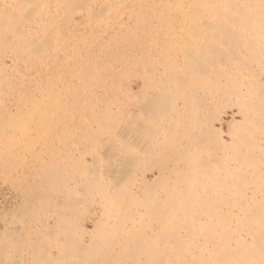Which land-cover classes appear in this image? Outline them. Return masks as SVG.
Masks as SVG:
<instances>
[{"label": "bare ground", "instance_id": "obj_1", "mask_svg": "<svg viewBox=\"0 0 264 264\" xmlns=\"http://www.w3.org/2000/svg\"><path fill=\"white\" fill-rule=\"evenodd\" d=\"M174 1H176V0H174ZM178 1H180V0H178ZM182 1H184V0H182ZM187 1H186V4L188 5L189 3ZM193 1L195 2L196 0H193ZM198 1L199 0H197V2H195V3L198 5L197 10L199 12L195 9L196 6L193 4L194 3L193 2L191 4V6L193 5V9L195 11H197L196 12L197 14L195 13V16H193V15L187 16L189 14L188 13L189 8H188V11H187L188 14L185 13L186 16L180 17V19H182L180 24L183 25V27H182L183 30L180 29V31L182 30V34L179 32V30H176L181 35L180 43L182 44V45H180V43H179V45L182 47L180 49L178 48L179 50H177V51H179V52H177V53H179V54H177L178 58H179V64H180V67H182L185 65V63H184L185 61L188 62L190 60V62H188V64L191 63V65H188V66L192 67L193 73L192 72H189V73L187 72V73L188 74L191 73L194 75H195V73H197L200 76H202L204 74H208L207 76H212V74L214 73V70L212 73V71L210 69H212L211 66L212 67L214 66L215 76L217 78H216L215 83L213 81L211 82V85H213L212 83H214V85H215L216 82L221 85L222 84L221 81H223V79H224V82H225V79L227 81V83L225 82L227 84L226 85L227 90H224V89L221 90V88L219 87L220 85L218 84L219 85L218 91H220V92L222 91L221 95H223L222 93L224 91V98H220L221 100L225 99V97L227 99H228V97L230 98V95H233L234 93L238 94V95L235 94L236 96H240L239 92H240L241 88H243V89L245 88L246 92L249 93V96H250L249 99L246 98V96H245V98L248 100V103H246L244 105L240 104L241 106H245L244 108H242L239 104L235 103L234 101L236 100V98L234 99L232 96L231 97L233 98L234 101L231 99L229 101L227 99L224 100L225 102H226V100L228 101V103L226 102L227 103L226 107H227V110L229 109L231 111L230 118L226 123L227 137L230 139L231 142L234 141V139L238 140V141L235 140L236 143L234 141V143H231V144L228 143L226 145L227 146L231 145L230 146L231 148H236V149L233 150L231 153H227L229 150V147H228V149H227V147H223L221 149L222 152L221 151H220V153L218 152L220 154V156H218L219 155L218 153H212V151L209 150L210 146L208 147V144L206 143L208 141V138H207L208 134L205 131V129H206V127H204L205 124L203 125V123H204L203 116L204 117H208V116H205L204 114L202 115V113L204 111L201 112V110L204 109V107L200 104V102H199V104H200L199 108L193 106V104H192L193 100L190 101L191 95L185 94V90L183 88V85H185L186 83H184V82H183L184 84L181 87L183 88V92H184V93H182V97H183V99H185L186 103L184 102V105H182V104L181 105L184 107L188 106L187 108H189V109L191 108L192 110L191 111L188 110L187 113L184 112L183 120L181 118L180 119L181 123L180 122H179L180 124L178 123V116L177 115L179 114V112L182 109L180 111L178 110V113L176 112L177 107L175 106V103H177V102H175L176 100L174 101V99H175L176 93L178 94V88H180V86L178 87V85H181V82H179V79L177 78L178 77L177 72H175L172 69H170V70L167 69L169 71L167 72L168 74H166V77L164 74H163V76L161 75L163 78L165 77V79H162L161 77H156L157 79H156L155 87L156 88L158 87L157 88L158 90H156V92L158 93V96L156 98L158 101V102L156 101L157 106H155L153 104L154 106L150 105L148 108V105H147V108H144V111L147 114V116H148V114H150V116H148V118L151 117V120L147 118L149 120V122L147 120H146V122H148L149 124H150V122H152V124L157 127V128L154 127L153 128L154 130H161L162 132L159 131L160 132L159 135L161 133H164L163 136L166 135L165 136L166 140L164 142L159 141L160 143H158L157 139H156V142L154 140L155 136L156 137L158 136L157 132L156 131L154 132V130L151 129V130H153V133H156V135L154 134L155 136H153L151 131L148 130V132L150 131V135H151L150 139L153 140L155 143L153 142V144H151V145H148L147 143H145V144H146V146L148 145V147H150V149L148 150V153L151 154V156H150L151 158L149 157L150 158L149 166H151L150 163H152V164L158 163V166L156 168H152V170H154L156 172V175L152 176L151 178H149L147 180L140 173L139 175H141L140 176L141 179H140V183H138V181L135 179V176L133 175V173H131V170H129V167H127V163H129L128 164L129 166L132 165V167L134 166V168L136 169L138 167L137 165H138L139 160L136 161V160L132 159L131 161L128 160L126 162L125 159L127 158L128 155H125V154H127V153L124 154V158L126 157L124 159L125 161L123 160L120 162L119 159H116L117 161H119L121 163V165L122 164L124 165V163L126 162L125 165L123 166L124 168H126V171L124 168L123 169L117 168V165L116 166L112 165L113 168H109L110 170L111 169L113 170V173H116V172L118 174L120 173V175H118V176H117V173L115 174L117 179H118L115 182H113V181L110 182V180H109V182H107V181L105 182L104 181L105 179L103 177L106 174L103 175L102 173H99L101 171H99V172L98 171L97 172L87 171V169L84 168V165L86 163L85 164L81 163L82 159L78 160V158H77L76 160H74L76 158L74 156V154H75L74 151L72 152V151L68 150V153L66 152L67 154H65V157L67 156V159H62V163H64L65 167H66V165H67V167H69L70 165L74 166L77 163L83 164L81 166L82 167L81 170H83L85 172L84 174L82 173L83 171H81L80 173L78 172L80 175L79 174L76 175L72 172L68 173L67 172L68 170H66V168H64V167L62 168V165L60 166L62 169L58 168L56 165V166H54V168L52 167V170L47 169L48 170L47 172L44 171L42 173L40 170V169H42L41 165L44 164V162H46V161H44V162L42 161L41 165H40V169H39V171L42 174L40 175V184H38L40 187L39 189H41V192L38 195L45 198V202L47 203V205H46L47 209H49V211L51 212L50 214H52V217L50 216V219L51 218L53 219V223H48V222L47 223H43V222L40 223L42 229L39 230L38 232H37V229L40 228V225H37V226H39L37 229L33 226L36 230L34 231L31 229L32 232L28 231L29 236L26 233L27 232V229H26L25 233L28 237L31 238V236H33L34 232H35L36 233L35 234L36 239H38V240H35V241L32 240L33 241L32 243H31L30 238H29L28 243L26 241L28 239H25L22 241L24 244H21V245H24L23 247H24L25 251L27 252V254H25V256H22V254L19 255L20 252L17 254V251H19V249L17 250V247L15 245L13 247L10 246L11 244H15L18 241H20L21 240L20 235L24 233V232L23 233L19 232V233H21V234H19V233H17L18 230H17V232L14 231L12 236H14V238H15V236L17 234H19V236H16L19 239L15 238L17 240L16 241L15 239H12V237H11V239L9 238L10 240L5 241V244H6L5 249L6 250L4 251V249H3L4 246L2 248H0V264H264V72L262 73L260 70V72H261V74H260L256 71L257 65L259 66L261 64L259 62H263L262 60H264V0H222V1L221 0L220 1L209 0V2L207 3L208 4L207 7L213 6L211 8L208 7L210 9H208L207 7L204 6L206 0H205V2H202V3L201 2L198 3ZM211 1L212 2L214 1V3H213L214 5L210 4V3H212ZM47 2H50V3L53 2L54 6L52 8L53 9L52 12L54 14L50 13L49 10L51 8L48 10V6H50L51 4L47 3ZM85 2H86V0H0V113L2 110L7 109L9 103L11 102L10 101L11 96H13L15 98V103L13 106L15 108V111L17 112V114L15 113V118H13L15 123L19 124L22 122V124L30 125V126L31 125H34V126L39 125L40 126L43 124L40 117H35L32 114L35 110H37L39 108L40 96H41V98H43L45 90H46V85L43 82H47L48 77L42 76V68L39 69V67L44 66V65L39 63V61L43 60L44 58L37 56V55H33V54L37 50L39 43L42 42L44 44H47L49 39H48V41H47V39L45 40L44 38L39 36L38 33L40 35H42L47 26L48 27L46 29L49 28L48 30H50L51 25H49V23L51 22V20H54V22H55L56 19H59L58 15L61 16L60 14H63V13L70 14L73 12L80 13L79 11L85 10V7L89 3L87 1L88 3L86 4V6H84ZM190 2H192V0H190ZM45 3H47V4H45ZM138 3H139V1H138ZM150 3H151V1H150ZM159 3L157 2L156 6ZM169 3H170V1H169ZM169 3H167V4H169ZM175 3H177V2H175ZM180 3L182 4L181 1L178 4H180ZM200 3L201 4L204 3V4L200 5ZM42 4H45V5H42ZM165 4H164V8H165L164 11L167 12L166 7L168 5L166 4L167 6L165 7ZM172 4H174V3H172ZM46 5H47V7H46L47 9L44 7ZM146 6H147V3H146ZM202 6H204V8H206V9H204ZM153 7H151V8H153ZM176 8H177V6H176ZM161 9H162V7L160 8V12H161ZM185 9H187V8L185 7ZM191 9H192V7H191ZM200 10H202V11H200ZM156 11H158V10H156ZM84 12H87V11H84ZM153 13H154V11H153ZM193 13L194 12H191V14H193ZM198 13H200V16L196 17L197 15H199ZM201 13L202 14L206 13L207 15H202ZM178 14L179 13H177L176 15H178ZM62 16H64L65 18L66 17L70 18V16H68L67 14L62 15ZM64 17L63 18L60 17V20H58L59 24H61V28L65 25L64 23L68 20V18L65 20ZM78 17H80V16H78ZM160 17L161 18L163 17V13H162V16H160ZM160 17H159V19H161ZM166 18H169V15L164 17L163 20ZM61 19H64V22ZM70 19H72V16ZM151 19H148V20H151ZM180 19H179V21H180ZM192 19H194L193 22H195V19L197 21L199 20L198 25H196V23H193ZM145 20H147V19H145ZM60 21H62V22H60ZM146 23H147V21H146ZM192 24H194V25L192 26ZM181 25H180V28H181ZM56 26L58 27V25H55V28L57 29ZM175 27H177V26H175ZM158 29H159V27H158ZM169 29H170V27H169ZM169 29H167V30L169 31ZM171 29H170V32H171ZM58 30H59V28H58ZM58 30L56 32H61ZM160 33H162V35L164 34V32H162V31L159 32V34ZM167 33H169V32H167ZM35 35H37L38 38ZM55 35L57 36L58 34H55ZM55 35L54 36L52 35V36L57 38ZM164 35H167V34L165 33ZM34 36L38 39L37 41H34L35 40ZM43 36H44V34H43ZM194 36H197V37H194ZM33 37H34V40L32 39ZM165 37H167V36H165ZM175 37H176V34H175L174 38ZM45 38H47L46 35H45ZM65 38H63V39H65ZM57 39H59V38H57ZM30 40H31V45H30ZM155 41H156V39H155ZM28 42H29V45H28ZM36 42H38V44H36ZM178 42H179V39H178ZM32 43L34 45L36 44V47ZM58 43H59V41H58ZM53 44H54V41H53ZM55 44H56V42H55ZM176 44H178V43H176ZM189 44H190V46H189ZM32 45H33V47H31ZM155 45H157V44H155ZM150 47H151V44H150ZM189 47H192V48L190 49ZM155 48H157V47H155ZM169 48H170V46L167 49H169ZM187 48H189V49H187ZM195 49H197L199 52H201V55L198 54L199 52H197L198 55L197 54L195 55V53H196V51H194ZM151 50H152L151 52L155 51V50L153 51V49H151ZM158 50L159 51L156 50V53L154 52V54H157L159 52V55L157 54L158 57L151 59V60H154V62L156 61V63L145 64L147 66V68H148V66H150V67L151 66H166L167 68H171L172 64L168 63V62L172 61V60L170 61L168 59L169 55L167 56V59L169 60L168 61L165 59L166 56L164 57V55L162 54L163 53L162 51L164 50V48L162 49L160 47V49H158ZM172 51H174V50L172 49L171 52ZM189 51H191V52L189 53ZM192 51H194V55H191L193 53ZM134 54H136V53H134ZM154 54H153V57H154ZM169 54H171V53H169ZM172 54H173V52H172ZM148 55H146V56H148ZM188 58H189V60L187 61ZM140 59H142V58H140ZM115 60H120L121 63H122V61H125V60H127V62L130 61L129 58L128 59L127 58H121V59L112 58V59H110V61H115ZM165 61H167L168 64H166ZM174 61H176V59H173L172 62H174ZM212 61H213V63H212ZM113 63H115V62H113ZM135 64L136 63H134V65ZM119 65L121 67L122 66L123 67L131 66L130 64H127V63H123V64H119ZM134 65L132 64V66H134ZM139 65L140 64H138V66ZM141 65H142V63H141ZM145 65L143 67H145ZM112 66H114V64H112ZM185 66L187 68V63ZM263 66H264V63H263ZM88 67H93V70L96 73L90 71L87 74ZM97 67H98V65H89V66H84L83 68L77 69V71H79V73H78L77 77L74 79V82H77V84L75 85V83H74V85H73V78L70 82H71V87L73 86L74 89H76V99H82V97H81L82 95H80V92H81V94H83L84 97L87 99V103H88V104H86L84 102L85 98H83L84 101H81V102H84V104H86V105H83V106H85L83 111H82L83 114L81 116L77 117V121L82 123V124H85L84 118L88 119L89 121L92 120V121H94L95 125H97V126H98V124H100V126L102 124V127H98V128H104L102 130L106 131V130L110 129L108 126L111 124V122L113 123L112 120H109V116L115 114V112L113 114H111V111H110L111 107H109V106H105L103 108L104 111L101 112L102 110L100 109V107L98 105L99 103L97 104V101L99 102L98 98L101 95V93L107 91L103 87L104 85L101 86V90H100V86H98L96 84L97 83V73H99V68H97ZM132 68H134V67H132ZM152 68L154 70V67H152ZM152 68H150V71ZM138 69H140V68H138ZM159 69H160V67H159ZM208 69L210 70V72L212 74L208 72ZM258 69H260V68H258ZM263 69H264V67H263ZM122 70L124 71L125 69H122ZM122 70L120 72H122ZM134 71L138 72L137 68ZM141 71H144V70H141ZM161 71H163V70H161ZM125 72H126V70H125ZM128 72H130V69L129 70L127 69V72L125 74H127ZM148 72H149V70H148ZM156 72H157V70H156ZM115 73H116V71L114 73H110L109 76L110 75L112 76ZM117 73L115 75H118ZM158 73H156V74H158ZM162 73H164V72H162ZM129 74L130 73H128L127 75L129 76ZM141 74H142V72H141ZM178 74H180V73H178ZM181 74L183 75L184 73H181ZM181 74L179 75V77L181 76ZM191 74H190V76H194ZM121 75L124 76L123 73ZM144 75H146L145 72H144ZM154 75L152 74V76H154ZM158 75L160 76V74H158ZM128 76H127V78L129 79ZM138 76L139 77L141 76L140 78H142V75L139 74ZM138 76L136 78H139ZM183 76H185V75H183ZM183 76H181V78ZM186 76H185V78H186ZM190 76H188L189 79H190ZM144 77H146V76H144ZM144 77H143V80L145 81L146 78L144 79ZM150 77H151V75H150ZM140 78H139V80H141V82H142V79H140ZM204 78H205V76H204ZM110 79H111V77H110ZM114 79H117V78H114ZM118 79H120V77ZM125 79L126 78H124V80ZM131 79H135V76ZM154 79L152 78L150 80L151 81L153 80V83H154ZM194 79H196V77ZM40 80L43 81V82L41 81L42 84H41ZM121 80H122V78H121ZM146 80H149V79H146ZM150 80L147 81L146 83H148V82L151 83ZM195 81H197V80H195ZM112 82L109 81V83H112ZM157 82L159 84L158 86H157ZM199 82H203V80L199 81ZM205 82H203V83H205ZM191 83L194 84V82H190V84ZM206 83L208 84V82H206ZM95 84H96V86H95ZM112 84L114 85V83H112ZM196 84H197V82H196ZM127 85H128V83H127ZM141 85H144V83H142ZM106 86H107V84H106ZM108 86H109V84H108ZM145 86H147V85H145ZM150 86H152V84H150ZM202 86H203V84H202ZM202 86H201V88H202ZM209 86H210V84L208 85V88H209ZM205 87H204V89H205ZM214 87H216L218 89L217 86H214ZM111 88H113V86H111ZM114 88L112 91L115 92L116 89L114 90ZM189 89H188V91H189ZM152 90H154V89L152 88ZM211 90H213V88ZM245 90H243V92H245ZM41 91H42V93H41ZM127 91H129V90L127 89ZM206 91L209 92L208 90H206ZM206 91H205V93H206ZM214 91H216L215 88H214ZM193 92H195V91H193ZM193 92H191V93L193 94ZM212 92L210 91V94H212ZM225 92H227V95H225L226 94ZM58 93H60V91ZM119 93H120V91H119ZM125 93H126V91H125ZM248 93H247V96H248ZM143 94H145V93H142V96H143ZM214 94H215V92H213V94L211 96L213 97ZM86 95H87V97H86ZM102 95L104 96V93ZM118 95H120V94H118ZM123 95L124 94H122L121 96H123ZM194 95H195V93H194ZM206 95H208V94H206ZM206 95H204V96H206ZM124 96H125V100H126V95H124ZM186 96H188V97H186ZM204 96H202V102L201 103H203V99H204L203 97ZM211 96L210 97L207 96L206 99L210 98V100H212ZM217 96H218V94H217ZM241 96H242V98L241 97L240 98L243 99L244 96L243 95H241ZM143 97L144 98L141 97L142 101H143V99L145 100L146 95ZM179 97H180V93L178 94V99H179ZM109 100L110 99H108V103H110ZM216 100H217V98H216ZM237 100H238V102L242 101V100H239V97L237 98ZM237 100H236V102H237ZM118 101H119L118 102V104H119L120 100H118ZM181 101H182V99H181ZM196 102H197V100H196ZM111 103H110V106H111ZM140 103L142 104V106H140L141 104H139V103H138L139 104L138 106L142 107L141 110H143V107L146 106V105L145 106H143V105L147 104V103H144V101L140 102ZM148 103L150 104V102H148ZM179 103H177V104H179ZM77 104H78V102H77ZM124 105H122V106H124ZM119 106L120 105H118V107ZM74 107H75V105H74ZM124 107L127 108L126 106H124ZM194 108L197 110L199 109L198 112H197V110L194 111ZM114 109H116V108H114ZM222 109H224V107ZM73 110H71L72 113H73ZM139 110H140V108H139ZM71 111H70V113L68 112V115L71 114ZM125 111H127V109L124 110L123 112H125ZM186 111H187V109H186ZM207 112H205V113H207ZM63 113L65 115V112H63ZM26 114H28V116H25ZM76 114L77 113H75V115ZM182 114H183V111H182ZM73 115H74V113H73ZM117 115H118V113H117ZM121 115H119V117H121ZM151 115H153V116H151ZM0 116H1V114H0ZM82 116H84V117H82ZM85 116H87V117H85ZM98 116H100V117H98ZM126 116H127V114H126ZM69 117H70V115H69ZM72 117L73 116H71V118ZM127 117L129 118L130 115H128ZM62 118H63V122H64V119L66 120V118H64V116ZM101 118H103V119H101ZM115 118H116V116H115ZM74 119L76 120V118H74ZM112 119H114V118H112ZM129 119L132 120L133 117H130ZM135 119L136 118H134V120ZM139 120H140V118H139ZM92 121H90V124L92 123L91 125L94 127ZM114 121H115V119H114ZM116 121H117V119H116ZM191 121H193L192 124H190ZM194 121L195 122L197 121V123L194 124ZM63 122L61 120V123H63ZM68 122L71 124L70 121H68ZM122 122H120V123H122ZM132 122H134V121H132ZM140 122H142V121H140ZM72 123H73V121H72ZM117 123H119V121ZM124 124H125V121H124ZM137 124L138 123H136L135 126ZM141 124H143V123H141ZM152 124H151V128H152ZM220 124H221V122H220ZM244 124L248 125L247 127L244 128L245 132L242 131L243 130L242 125H244ZM0 125H1V119H0ZM65 125L66 124H64L63 126H65ZM76 125L78 127V124H76ZM249 125H251L252 127ZM85 126H87V124ZM128 126H129V124H128ZM132 126H133V128L130 127V129H132V131H133V129H135V131H136V129H138L137 127L135 128L133 123H132ZM138 126H140V125L138 124ZM255 126H256V128H255ZM74 127H76V126H74ZM111 127H113V126H111ZM65 128L67 130L73 129V128L68 127V126ZM96 128L93 131V134L98 129V128L97 129ZM115 128H116V126H115ZM121 128H122V126H121ZM139 128L141 129L143 127L141 126ZM178 128L180 130L182 129L183 132H186L189 134L187 142H188L190 148L189 147L188 148L190 150L191 147H194L195 150L194 151H189V150L188 151H184V150L177 151V150H174V151H171L169 154L167 153L168 157L165 161H164L163 156H162V159H160V158L155 159L154 156H158L157 152H159L155 148H157V147L158 148H165L166 147L167 149L172 148V146L174 145V143H173L174 138L171 135V132H174V134H176V131ZM77 129L88 131V130H92L93 128L92 129L91 128L90 129L77 128ZM110 130H112V129H110ZM128 130H129V127H128ZM128 130L126 129L127 133L130 132V130L129 131ZM143 130H145V132L143 131V133H144L143 136H145L146 129L144 128ZM141 131H142V129H141ZM182 131H181V133H179V135L184 134V133H182ZM240 132H242V134H239ZM132 133L136 134V132H132ZM93 134H92V131H91V134H89V136L91 137L92 140L94 139L93 137L96 138L98 136V138H100L102 136V135H94L93 136ZM211 135H213V134H211ZM110 136H114V134H112ZM148 136H149V133H148ZM148 136L146 134L145 138H147ZM102 137H104V135ZM108 137L109 136H107V138ZM152 137H154V138H152ZM158 137L160 138L161 136H158ZM70 138H71V136H70ZM111 138L109 137V139H111ZM114 138H113V140H110L111 142L113 141V143L115 142ZM145 138H144V142L146 141ZM161 138H160V140H161ZM209 138H210V136H209ZM147 139H149V138H147ZM178 139L180 140V138H178ZM215 139H217V137ZM92 140H90L91 143H92ZM97 140L98 139H96V142H99ZM179 140L177 142L175 141L176 144L180 143L181 140L180 141ZM184 140H186V139H184ZM248 140H250V141H248ZM117 141H119V140H116V142ZM94 142H95V139L93 140V144L94 145L97 144V146H98V143H94ZM151 142L152 141H150V143ZM209 142H211V143L213 142V144H214L215 140L213 141V139H210ZM237 142H239V143H237ZM148 143H149V141H148ZM181 143H182V141H181ZM183 143H186V141ZM111 144H109V146ZM123 144H124V142H123ZM145 144H141V145L145 146ZM114 145H116V144H114ZM114 145H111V146L114 147ZM120 145H121L120 143H119V145L117 144V146H120ZM180 145H182V144H180ZM224 145H225V143H224ZM143 146H141V147H143ZM213 146L211 144V147H213ZM123 147L127 148L126 145H124V146L121 145V149H123V150H124ZM242 147H244V148H242ZM94 148L95 147H93L92 149H94ZM112 148H110V149H112ZM134 148H137V147H134ZM213 148L215 149L216 147H213ZM225 148L227 151L225 150ZM92 149H91V151H93V152H95L97 150V149H95V151H94ZM98 149H99V147H98ZM101 149L106 151L104 148L101 147L100 152H101ZM118 149H120V147H118ZM184 149H186V148H184ZM243 149H245V151ZM86 150H87V152L90 151V150L88 151V149H86ZM103 150H102V154L100 153L101 155H104ZM113 150L114 149H112L109 152L113 153ZM135 150H138V152H140L141 149L140 150L134 149V151ZM126 151H127V149H126ZM230 151H231V149H230ZM75 152L77 154V151H75ZM119 152H122V151H119ZM119 152H118V154L123 156V154H121ZM138 152L137 153L135 152V153L138 154ZM166 152H167V150H166ZM104 153H108V152H104ZM145 153H147V151ZM79 154H81V153H78V155ZM92 154H97V152L92 153ZM98 155H94L92 157L93 158L96 156L98 157ZM109 155H111V154H109ZM119 155H117V157ZM144 155H143V157H144ZM212 155H215L217 157V158H215V156H214V159H216V160L211 159ZM226 155L227 156L231 155L232 160L226 159V157H227ZM83 156H88V154H86V152H85V155H83ZM89 156H90V153H89ZM112 156H115V152H114V155L112 154ZM136 156H137V158L139 156L140 160L142 159L141 158L142 155L138 154ZM205 156H206V158H205ZM224 156H226L225 157L226 160L223 159ZM72 157H74V159H72ZM104 157H106V154H105V156H103V159H105L104 161H106V158L108 159V156L106 158H104ZM145 157H146V155H145ZM60 158H59V160H60ZM63 158H64V156H63ZM100 158H102V157H100ZM149 158H148V160H149ZM96 159H93V160H96ZM143 160H144V158H143ZM100 161H102V160H100ZM107 161L110 162L109 160H107ZM234 161L238 163L237 167L233 165ZM50 162H52V160L49 161L48 168H50V165H51ZM108 162H107V164H109ZM57 163H59V162H57ZM94 163H95V161L93 162V164ZM141 163H142V161H141ZM96 164L94 166H97L100 163H98L97 165ZM179 164H181V166ZM146 165H148V164L146 163ZM215 165L219 166V168ZM119 166H120V164H118V167ZM78 167H79V165H78ZM103 167H104V165L102 166V168ZM114 167L116 170L118 169L116 172L114 171L115 170ZM91 168L94 169L97 167L91 166ZM91 168H90V171H91ZM100 168L101 167H99L97 170H99ZM213 168L218 169V171H216L217 173L214 171ZM74 169L76 170L75 167H74ZM109 169L107 168V170H109ZM120 169L123 171H121ZM119 170H120V172H119ZM150 170L151 169L148 167L147 171H150ZM42 171H43V169H42ZM102 171L104 172V168ZM122 172H124V173H122ZM135 172H137V171H135ZM81 173H82V175H81ZM111 173L112 172H110V174ZM110 174H108V175H110ZM112 174L110 175L111 177H112ZM136 175H138V174H136ZM116 177H112V180H116V179H114ZM37 178H39V174H38ZM107 178H109V176ZM136 181H137V184H135ZM141 187H142V189H141ZM137 191L141 192V194H138ZM200 191H202L201 194L204 193V196H202V197L199 196ZM36 193H38V192H36ZM142 194H143V196H141ZM34 195H35V193L33 194V196ZM31 196H32V193H31ZM40 196H37V197L39 198ZM37 197H36V199H37ZM43 201H44V199H43ZM30 203H31V201H30ZM26 204H27V202H26ZM81 204L93 205V206H95V208H96V206H99V208L101 210V215L98 216L99 217L98 220H96L94 222V220L92 221V218H90L87 221L88 223H91L92 229L90 231H87V230L81 228L80 224L77 223V221H79L80 217H77L76 215H78L77 212L80 209V208L78 209V207L81 206ZM33 207L34 206H32V208ZM35 208H36V206H35ZM35 208H33V209H35ZM41 208H42V206H41ZM89 208H91V207H89ZM43 209H39V211L43 210ZM45 209H46V207H45ZM81 209L83 210V208H81ZM86 209H87V207H86ZM36 210H38V209H36ZM82 212L80 214H82ZM86 212L87 211H84L83 213L87 214ZM45 213H46V210H45ZM15 214H16V212H15ZM47 214H48V210H47ZM30 215H31V212H30ZM21 216H23V215H21ZM25 216H26V214H25ZM25 216H24V218H26V217L29 218V216H26V217ZM31 216H30V218L34 219V217H33L34 214L32 216L33 218ZM82 216H81V218H82ZM86 216L88 217L89 215H86ZM13 217H14V215H13ZM13 217H12V219L15 218V217L14 218ZM44 217H45V215H44ZM45 218H47V217H45ZM41 219H42V217H41ZM50 219L48 218L49 221H50ZM15 220H17V219H15ZM42 220H40V222ZM144 220H145V222L148 220L150 221V223L146 222L149 224V226L147 229L143 228V229H141V231H139L138 230L139 227H141L143 225L145 226V224L143 223ZM30 222H31V220H30ZM36 222H38V221H36ZM23 223H24V220H23ZM36 224H39V223H36ZM51 226L54 229V233L51 232V229H52ZM135 227L138 228L137 230L139 232L138 233L136 232L135 234H133L134 232L130 231L128 228L133 229ZM9 236H11V235H9ZM37 237H39V238H37ZM0 241H2V240H0ZM9 250H11L13 252V255L12 256L10 255L11 257L5 258L3 256V254ZM7 255H9V254L7 253Z\"/></svg>", "mask_w": 264, "mask_h": 264}, {"label": "rangeland", "instance_id": "obj_2", "mask_svg": "<svg viewBox=\"0 0 264 264\" xmlns=\"http://www.w3.org/2000/svg\"><path fill=\"white\" fill-rule=\"evenodd\" d=\"M89 3H88V2ZM113 1V2H112ZM138 1H139V3H138ZM144 1V2H143ZM147 1V2H146ZM86 0V2H85V4H84V6H86V4L88 3V5L85 7V10H83V11H79L80 13H75V12H73V13H70V14H68V13H63V14H60L61 16H59L58 15V18L59 19H56L57 21L58 20H60V17L61 18H63L64 16H62V15H68V16H70V18H71V16H72V19H70L69 17H64L65 18V20L68 18V20L64 23L65 25V27L63 26L62 28H61V24H59V21L57 22L56 20H55V22H54V20H51V22L49 23V25H51L50 26V30H48V29H46L45 28V30H44V32H43V34H44V36H43V34L42 35H40L39 33H38V35L39 36H41L42 38H44L45 40L47 39V41H48V39H49V41L47 42V44H44V43H39V45H38V48H37V50L35 51V53L33 54V55H37V56H40V57H42V58H44L43 60H41V61H39V63L40 64H42V65H44L43 67H39V69H41L42 68V76H47L48 77V80H47V82H43L42 80H40V82L42 81L43 83H45V85H46V90H45V93H44V96H43V98H41V96H40V105H39V108L37 109V110H35L34 112H33V116H35V117H40L41 118V120H42V122H43V124L42 125H37V126H34V125H25V124H22V122L21 123H15L14 122V120H13V118H15V113L17 114V112L15 111V108H14V103H15V98L13 97V96H11V102L9 103V105H8V107H7V109H4V110H2L1 111V116H0V119H1V125H0V240H2V241H0V248H2L3 246H4V251L6 250L5 249V241H7V240H10L11 239V237H12V239H19V238H17L16 236H19V234H21V233H19V232H24L23 234H21L20 235V241H18L17 243H15V244H11L10 246H16L17 247V250L19 249V251H17V254L19 253V255H21L22 254V256H25V254H27V252L25 251V249H24V245H21V244H24L22 241L23 240H25V239H28V240H26L27 241V243L29 242V238L30 237H28L29 236V234H28V231L29 232H32L31 231V229L32 230H36L39 226H37V225H40V223H53V219L51 220L50 219V216L52 217V214H50L51 212L49 211V209H47V203L45 202V198H43L42 196H40V195H38L40 192H41V189H39L40 187H39V185L38 184H40V175L44 172V171H48V170H52V167L54 168V166H56L57 165V167L58 168H61L60 166L62 165V168L64 167V168H66V170H68L67 172L68 173H74V174H76V175H78L81 171H83V170H81L82 169V165L83 164H80V163H77V164H75L74 166H72V165H68L69 167H67V165H66V167L64 166V163H62V159H67V156L65 157V154H67L68 153V150L69 151H74V156L76 157L75 159H74V157H72V159H74V160H76L77 158H78V160H81L82 159V162L81 163H86L85 165H84V168L85 169H87V171H89V172H99V171H101V172H99V173H102L103 175L104 174H106L103 178L105 179L104 181L106 182H109V180H110V182H115V181H117L118 179H117V177H116V171L118 170H116L115 169V167H114V171L116 172V173H113V170L111 169H109V168H113V166L112 165H114V166H116L117 165V168H121V169H123L124 167V165H125V163L129 160V161H131L132 159L133 160H139L138 161V167L135 169L134 168V166L132 167V165L131 166H129L128 164L129 163H127V167H129V170H131V173H133V175L135 176V179L138 181V183H140V179H141V175H139L140 173L142 174V176H144L147 180L149 179V178H151L152 176H155L156 175V172L154 171V170H152V168H156L157 166H158V163L156 164H152V163H150L151 164V166H149V161H150V156H151V154H149L148 153V150L150 149V147H148V145H151V144H153V140H151L150 139V137H151V135H150V131H151V133L153 134V136H155L156 135V133H153V128L154 127H156V126H154L153 124H152V122H150V124L148 123L149 122V120L148 119H150L151 120V117L150 118H148V116H150V114H148V116H147V114L145 113V111H144V108H147V105H148V108H149V106L150 105H155V106H157V96H158V93L156 92V90H158L156 87H155V85H156V77H161L162 79H165V77H166V74H168L167 72L170 70V69H172V70H174L175 72H177V75H178V79H179V82H181V85H178V87L180 86V88H178V94L180 93V97H179V99H178V94L176 93V96H175V99H174V101L175 102H177V103H179V104H177V103H175V106L177 107L176 108V112L178 113V110L180 111L181 109V111L179 112V114L177 115L178 116V123L180 122L181 123V118H182V120H183V115H184V112H188V110L189 111H191L192 109L190 108H187V107H184V106H182V105H184V102H185V99H183V97H182V93H184L183 92V88H184V90H185V94L187 95H191L190 96V101H192V104H193V106H195V107H200V104L204 107V109H202L201 110V112H203L202 113V115L204 114L205 116H208V117H204L203 116V121H204V123H203V125L205 124V126L204 127H206V129H205V131H206V133L208 134V136H207V138H208V141L206 142L207 144H208V147H209V150L210 151H212V153H220V151H221V149L223 148V147H227V149H228V147H229V150H228V152L227 153H231L233 150H235L236 148H231L230 146L231 145H226V144H228V143H234V141L236 140V139H234V141H230V139L227 137V131H226V123H227V121L229 120V118H230V114H231V111L228 109L227 110V107H226V105H227V103H228V101L231 99V100H233V98L235 99L236 98V100H237V98L239 97V100H242V101H239L238 102V100H237V102H236V100L234 101L235 103H237V104H242V105H244V104H246V103H248V100L246 99V98H248L249 99V93L248 92H246V90H245V88L243 89V88H241V90H240V92H239V94H240V96H236V95H238V94H236V93H234L233 95H230V98L228 97V99L225 97V99H227L226 100V102L224 101L225 99H220V98H224V91H223V95H221V92L220 91H218L219 90V87L221 88V90H227V88H226V83H227V81H226V79H225V82H224V79H223V81H221V85L219 84V83H217L216 82V84L214 85V83H215V81H216V76H215V68H214V66L212 67L211 66V68L212 69H210L209 67V69L212 71V73H213V70H214V73L212 74L211 72H210V70L208 69V72L209 73H211L212 74V76H207L208 74H204V75H202V76H200V75H198L197 73H195V75L194 74H191V75H194V76H190V74H188L189 72H192V67L191 66H188V65H191V63L190 64H188V62H190V60H189V58L187 59V61L188 62H184L185 63V65H186V63H187V68H186V66L184 65V66H182V67H180V64H179V58H178V55L177 54H179V53H177V52H179V51H177V50H179L182 46H180V45H182L181 43H180V40H181V35H180V33L182 34V27H183V25H181L180 23H181V21H182V19H180V17L181 16H186L185 15V13L186 14H188L187 16H191V15H193V16H195V13L198 11L197 10V7H198V5L195 3V2H197V0L194 2L193 0H192V2H190V0H184V1H182V0H180L181 2H182V4L180 3V4H178L180 1H178V0H176V1H174V0ZM150 1H151V3H150ZM155 1V2H154ZM169 1H170V3H169ZM174 1V2H173ZM186 1L189 3L188 5L186 4ZM216 1H220V0H216ZM222 1V0H221ZM157 2L159 3L157 6H156V4H157ZM175 2H177V3H175ZM194 2V3H193ZM199 2H205V0H199L198 1V3ZM209 2V0H206V2H205V7H207V3ZM212 2V1H211ZM47 3H50V2H47ZM47 3H45V4H47ZM145 3V4H144ZM146 3H147V6H146ZM167 3H169V4H166ZM172 3H174V4H172ZM185 3V4H184ZM194 4L196 7H195V9L197 10V11H195L194 9H193V5L191 6V4ZM200 3V5H203V4H201ZM214 3V1L212 2V3H210V4H212V5H214L213 4ZM45 4H42V5H45ZM51 5L50 6H48V10L50 11V13L52 14L53 12V6H54V4H53V2L52 3H50ZM164 4H165V7H166V10H167V12L166 11H164ZM209 4V5H210ZM49 5V4H48ZM162 5V6H161ZM182 5V6H181ZM184 5V6H183ZM89 6V7H88ZM154 6V7H153ZM176 6H177V8H176ZM204 6H202L203 8H204ZM45 8L47 7V5L46 6H44ZM151 7H153V8H151ZM156 7V8H155ZM158 7V8H157ZM162 7V9H161V12L163 13V17L161 18L160 16H162V13L160 12V8ZM185 7L187 8V9H185ZM191 7H192V9H191ZM201 7V8H202ZM208 7H213V6H208ZM207 7V8H208ZM90 8V9H89ZM150 8V9H149ZM180 8V9H179ZM188 8H189V11H188ZM200 8V7H199ZM210 8H208V9H210ZM47 9V8H46ZM88 9V10H87ZM175 9V10H174ZM204 9H206V8H204ZM149 12H147V11ZM150 10V11H149ZM154 11V13H153V11ZM156 10H158V11H156ZM180 12H179V11ZM186 10V11H185ZM84 11H87V12H84ZM152 11V12H151ZM185 11V12H184ZM187 11H188V13H187ZM194 12L193 14H191V12ZM200 11H202V10H200ZM158 12V13H157ZM174 14H172V13ZM199 12V11H198ZM177 13H179L178 15H176ZM54 14V13H53ZM157 14V15H156ZM197 14V13H196ZM199 15H197L196 17H198V16H200V13H198ZM202 14V13H201ZM82 15V16H81ZM87 15V16H86ZM155 17H154V16ZM168 16L169 15V18H166V19H164L163 20V18L164 17H166V16ZM180 15V16H179ZM202 15H207L206 13L204 14H202ZM78 16H80V17H78ZM174 16V17H173ZM74 17V18H73ZM147 17V18H146ZM159 17L162 19H159ZM83 20H82V19ZM152 18V19H151ZM154 18V19H153ZM145 19H147V20H145ZM148 19H151V20H148ZM179 19H180V21H179ZM63 22H64V19H61ZM75 20V21H74ZM144 20V21H143ZM161 20V21H160ZM170 20V21H169ZM186 20V19H185ZM62 21H60V22H62ZM146 21H147V23H146ZM153 21V22H152ZM166 21V22H165ZM168 21V22H167ZM188 21V20H187ZM194 21V19H192V22ZM199 21V20H198ZM198 21L195 19V22H193V23H196V25H198ZM56 23V24H55ZM154 23V24H153ZM163 23V24H162ZM165 24V25H164ZM181 25V28H180V25ZM55 25H58V27H57V29L55 28ZM147 25V26H146ZM160 25V26H159ZM167 25V26H166ZM174 25V26H173ZM179 25V26H178ZM194 24H192V26H193ZM164 26V27H163ZM172 26V27H171ZM175 26H177V27H175ZM158 27H159V29H158ZM169 27H170V29H171V32H170V29H169ZM58 28H59V30H58ZM149 28V29H148ZM154 28V29H153ZM164 28V29H163ZM55 29V30H54ZM62 29V30H61ZM152 29V30H151ZM156 29V30H155ZM167 29H169V31L167 30ZM180 29H182L181 31H180ZM55 32H54V31ZM61 31V32H56V31ZM155 30V31H154ZM167 30V31H166ZM175 30V31H174ZM176 30H179V32L178 31H176ZM37 31V30H36ZM164 32V34L166 33L167 35H162V33H160L159 34V32ZM174 31V32H173ZM58 34L57 36L54 34ZM144 34H143V33ZM156 32V33H155ZM167 32H169V33H167ZM173 32V33H172ZM154 33V34H153ZM171 33V34H170ZM49 34V35H48ZM54 36H56L57 38H59V39H57V38H55V37H53L52 35ZM62 36H61V35ZM64 34V35H63ZM174 34V35H173ZM175 34H176V37L174 38V36H175ZM178 34V35H177ZM45 35H46V37L47 38H45ZM51 35V36H50ZM155 35V36H154ZM37 38H38V36L37 35H35ZM34 36V37H35ZM66 38H65V37ZM165 36H167V37H165ZM170 36V37H169ZM34 37L32 38L33 40H34ZM35 37V40L34 41H37L38 39ZM50 37V38H49ZM65 38V39H63V38ZM162 37V38H161ZM179 37V38H178ZM194 37H197V36H194ZM31 39V40H32ZM51 39V40H50ZM59 41V43H58V41ZM64 41H63V40ZM155 39H156V41H155ZM178 39H179V42H178ZM31 40H30V45H31ZM199 40V39H198ZM51 41V42H50ZM53 41H54V44H53ZM151 41V42H150ZM155 41V42H154ZM160 41V42H159ZM167 41V42H166ZM55 42H56V44H55ZM165 42V43H164ZM199 42V41H198ZM35 43V42H34ZM151 44V47H150V44ZM159 43V44H158ZM176 43H178V44H176ZM179 43H180V45H179ZM33 44V43H32ZM36 44H38V42H36ZM36 44L34 45L35 47H36ZM155 44H157V45H155ZM169 44V45H168ZM28 45H29V42H28ZM33 45L31 46V47H33ZM54 45V46H53ZM161 45V46H160ZM54 48H53V47ZM157 47V48H155V47ZM170 46V48L169 49H167L168 47ZM177 48H176V47ZM179 46V47H178ZM189 46H190V44H189ZM160 47L163 49L164 48V50L162 51L163 53V55H164V57H165V59L166 60H172L173 61V59H176V61H174V62H168V63H171L172 64V67L171 68H167L166 66H148V68H147V66L145 65V64H152V63H156V61L154 62V60H151L152 58H156V57H158V55H159V52L157 53V54H154V52L156 53V50L157 51H159L158 49H160ZM172 47V48H171ZM188 47V46H187ZM127 48V49H126ZM129 48V49H128ZM149 48V49H148ZM179 48V49H178ZM190 49L192 48V47H189ZM189 48H187V49H189ZM139 49V50H138ZM141 49V50H140ZM151 49H153V51L154 52H151L152 50ZM174 50V51H172L173 52V54H172V52H171V50ZM176 49V50H175ZM169 51V52H168ZM194 51H196V53H195V55L197 54V52H199L197 49H195ZM194 51H192L193 53L191 54V55H194ZM148 52V53H147ZM167 54H166V53ZM191 51H189V53H190ZM134 53H136V54H134ZM165 53V54H164ZM169 53H171V54H169ZM148 55V56H146V55ZM153 54H154V57H153ZM175 54V55H174ZM199 55H201V52H199L198 53ZM197 54V55H198ZM169 55V57L171 58H169L168 57V59H167V56ZM174 55V56H173ZM137 57V58H136ZM149 57V58H148ZM189 57V56H188ZM112 58H117V59H121V58H129V60L130 61H128L127 62V60H125V61H122V63L120 62V60H115V61H110V59H112ZM140 58H142V59H140ZM132 60V61H131ZM143 60V61H142ZM168 60V61H169ZM263 62H259V63H261L259 66L257 65V67H256V71L258 72V73H260L261 74V72L263 73L264 71V69H263V63H264V60H262ZM113 62H115V63H113ZM123 63H127V64H130L131 66H132V64L134 65V63H136L134 66H132V67H134V68H132L131 66H129V67H127V66H125V67H121L119 64H123ZM140 64L141 65V63H142V65L139 67L138 66V64ZM165 63L166 64H168L167 63V61H165ZM177 63V64H176ZM212 63H213V61H212ZM112 64H114V66H112ZM145 65V67H143L144 65ZM176 64V65H175ZM179 64V65H178ZM89 65H98V67L97 68H99V73H97V85L98 86H100V90H101V86L102 85H104L103 87L105 88V90H107V91H105V92H102L101 93V95L99 96V98H98V100H99V102L97 101V104L99 105V107H100V109L102 110L101 112H103L104 110H103V108L105 107V106H109V107H111V109H110V111H111V114H113L114 112H115V114H113V115H110L109 116V120H112L113 121V123L111 122V124L108 126L110 129H112V130H110V129H108V130H102V129H104V128H98V127H102V124H101V126H100V124H98V126L97 125H95V123H94V121H92V120H90V121H92L93 122V125H94V127L90 124V121L88 120V119H86V118H84L85 119V121H84V123L85 124H82V123H80V122H78L77 121V117L78 116H81L83 113H82V111H83V109H84V107L85 106H83V105H86V104H88L87 103V99L84 97V95L83 94H81V92H80V95H82L81 97H82V99H76V89H74V87L72 86L71 87V80H72V78H73V85H74V83H75V85L77 84V82H74V79L77 77V75H78V73H79V71H77V69H79V68H83L84 66H89ZM133 69H131V68ZM152 68V67H154V70H153V68L151 69V71H150V68ZM157 67V68H156ZM159 67H160V69H159ZM166 67V68H165ZM262 67V68H261ZM129 70L130 69V72H128V73H130L129 74V76L127 75V74H125L126 72H127V69ZM136 68H137V70H138V72H135L134 70H136ZM138 68H140V69H138ZM142 68V69H141ZM162 68V69H161ZM175 68V69H174ZM258 68H260V69H258ZM85 69V68H84ZM122 69H125L126 70V72H125V70L123 71ZM167 69H169V70H167ZM195 69V68H194ZM122 70V72H120ZM141 70H144V71H141ZM146 70V71H145ZM148 70H149V72H148ZM156 70H157V72H156ZM160 70V71H159ZM161 70H163V71H161ZM260 70H261V72H260ZM90 71H92V72H94V73H96L94 70H93V67H88V70H87V74H88V72H90ZM116 71V73L118 74V75H115V74H113L112 76L110 75L109 76V74L110 73H114ZM153 71V72H152ZM166 71V72H165ZM179 71V72H178ZM122 74L123 73V75L124 76H122L120 73ZM140 72V73H139ZM141 72H142V74H141ZM144 72H145V74L146 75H144ZM151 75V77H150V75L148 74V73ZM155 72V73H154ZM159 72V73H158ZM161 72V73H160ZM162 72H164V73H162ZM188 72V73H187ZM136 75H135V74ZM156 73H158V74H160V76L158 75V74H156ZM178 73H184L183 75H187L186 76V78H185V76H183L182 74H181V76H183L182 78H181V76L179 77V75L180 74H178ZM193 73V72H192ZM133 74V75H132ZM142 75V78H140L138 75ZM152 74L154 75V76H152ZM163 74L165 75V77L163 78L162 76H163ZM259 74V75H260ZM120 75V76H119ZM131 75V76H130ZM148 75V76H147ZM157 75V76H156ZM162 75V76H161ZM210 75V74H209ZM120 77V79H118L119 77ZM122 76V77H121ZM126 76V77H125ZM127 76L129 77V79L127 78ZM135 76V79H131V78H133ZM139 77L140 79H142V82H141V80H139V78H136V77ZM144 76H146V77H144ZM188 76H190V79H189V77ZM204 76H205V78H204ZM215 76V77H214ZM110 77H111V79H110ZM143 77H144V79L146 78V79H154V83H153V80L151 81V83H146L147 81H149V80H146L145 79V81L143 80ZM149 77V78H148ZM188 77V78H187ZM196 77V79H194ZM201 77V78H200ZM114 78H117V79H113ZM121 78H122V80H121ZM124 78H126L125 80H124ZM168 78V77H167ZM193 78V79H192ZM110 79V80H109ZM128 79V80H127ZM208 81H207V80ZM213 79V80H212ZM108 80V81H107ZM121 80V81H120ZM132 82H131V81ZM136 80V81H135ZM195 80H197V81H195ZM203 80V82H208V84L205 82V83H203V82H199V81H202ZM109 81L110 82H112V83H114V85L112 84V83H109ZM214 82V83H212L214 86H219L218 87V89L216 88V87H214L213 85H211V82ZM42 82H41V84H42ZM107 82V83H106ZM116 82V83H115ZM118 82V83H117ZM135 82V83H134ZM186 83L185 85H183L184 83ZM190 82H194V84L193 83H191L190 84ZM196 82H197V84H196ZM199 82V83H198ZM107 84V86H106V84ZM127 83H128V85H127ZM139 83V84H138ZM142 83H144V85H141ZM225 83V84H224ZM96 84H95V86H96ZM108 84H109V86H108ZM112 84V85H111ZM122 86H121V85ZM150 84H152V86H150ZM202 84H203V86L205 87V89H204V87L202 86ZM205 84V85H204ZM210 84V86H209V88H208V85ZM219 84V85H218ZM120 85V86H119ZM145 85H147V86H145ZM159 84H158V82H157V86H158ZM183 85V88L181 87ZM111 86H113V88H114V90H115V92L114 91H112L113 90V88H111ZM119 86V87H118ZM129 86V87H128ZM142 86V87H141ZM200 86V87H199ZM201 86H202V88H201ZM223 88H222V87ZM119 89H118V88ZM155 90H152V88ZM124 88V89H123ZM148 88V89H147ZM190 88V89H189ZM208 88V89H207ZM213 88V90H211ZM214 88L216 89V91L218 92H216V91H214ZM226 88V89H225ZM122 89V90H121ZM127 89L129 90V91H127ZM146 89V90H145ZM180 89V90H179ZM182 89V90H181ZM188 89H189V91H188ZM124 90V91H123ZM187 90V91H186ZM206 90H208L209 92H207ZM243 90H245V92H243ZM60 91V93H58V92ZM119 91H120V93H119ZM125 91H126V93H125ZM144 91V92H143ZM180 91V92H179ZM193 91H195V92H193ZM203 91V92H202ZM205 91H206V93H205ZM210 91L212 92H215V94L217 93L218 94V96H217V94L215 95H213V97L211 96L212 94H213V92H212V94H210ZM57 92V93H56ZM114 92V93H113ZM151 94H150V93ZM190 94H189V93ZM191 92H193V94L191 93ZM41 93H42V91H41ZM104 93V96L102 95ZM142 93H145V94H143V96H145L146 95V97H145V100L143 99V101H144V103H147V104H144L143 106H145V107H143V110H141L142 109V107H140V106H142V104L140 103V102H143L142 101V98H144L143 96H142ZM194 93H195V95H194ZM197 93V94H196ZM226 94L225 95H227V92H225ZM238 93V92H237ZM247 93H248V96H247ZM57 94V95H56ZM109 94V95H108ZM118 94H120V95H118ZM122 94H124V95H126V100H125V96L123 95V96H121ZM206 94H208V95H206ZM236 94V95H235ZM246 94V95H245ZM118 95V96H117ZM154 95V96H153ZM204 95H206V96H204ZM221 95V96H220ZM241 95H243L244 97H243V99H241L242 98V96ZM128 96V97H127ZM156 96V97H155ZM202 96H204L203 98V103H201L202 102ZM207 96H211V99L212 100H210V98H208V99H206L207 98ZM233 98H232V97ZM245 96H246V98H245ZM86 97H87V95H86ZM105 99H104V98ZM124 97V98H123ZM142 97V98H141ZM149 97V98H148ZM186 97H188V96H186ZM198 99H197V98ZM200 97V98H199ZM241 97V98H240ZM83 98H85V101L83 100ZM107 98V99H106ZM147 98V99H146ZM216 98H217V100H216ZM77 101H76V100ZM108 99H110L109 101H110V103H111V106H110V103H108ZM117 99V100H116ZM181 99H182V101H181ZM188 99V98H187ZM219 99V100H218ZM105 100V101H104ZM118 100H120V103L118 104ZM150 100V101H149ZM179 100V101H178ZM196 100H197V102H196ZM205 100V101H204ZM208 100V101H207ZM221 100V101H220ZM245 100V101H244ZM73 101V102H72ZM81 101H84L86 104H84V102H81ZM107 101V102H106ZM117 101V102H116ZM138 101V102H137ZM147 101V102H146ZM152 101V102H151ZM154 101V102H153ZM157 101V102H156ZM188 101V100H187ZM215 101V102H214ZM220 101V102H219ZM77 102H78V104H77ZM115 102V103H114ZM148 102H150V104L148 103ZM182 102V103H181ZM195 102V103H194ZM199 102H200V104H199ZM206 102V103H205ZM218 102V103H217ZM242 102V103H241ZM12 103V104H11ZM82 103V104H81ZM102 103V104H101ZM106 105H105V104ZM122 103V104H121ZM141 104L140 106H138L139 104ZM152 103V104H151ZM186 103V102H185ZM191 103V102H190ZM198 103V104H197ZM115 104V105H114ZM117 104V105H116ZM125 104V105H124ZM182 104V105H181ZM188 104V103H187ZM69 105V106H68ZM74 105H75V107H74ZM80 105V106H79ZM101 105V106H100ZM118 105H120L119 107H118ZM122 105H124V106H126L127 108H125L124 106H122ZM153 105V106H154ZM178 105V106H177ZM103 106V107H102ZM113 106V107H112ZM182 106V107H181ZM241 106V105H240ZM73 107V108H72ZM78 107V108H77ZM102 107V108H101ZM118 107V108H117ZM124 107V108H123ZM202 107V108H203ZM224 107V109H222ZM242 108H244L245 106H241ZM77 108V109H76ZM114 108H116V109H114ZM139 108H140V110H139ZM180 108V109H179ZM74 109V110H73ZM126 110L127 109V111H125V112H123L124 110ZM185 109V110H184ZM186 109H187V111H186ZM71 110H73V113H74V115H73V113H72V111ZM197 109H195L194 108V111H196ZM199 110V109H198ZM198 110H197V112H198ZM70 111H71V114H69L70 115V117H69V115H68V112L70 113ZM75 111V112H74ZM117 111V112H116ZM120 113H119V112ZM182 111H183V114H182ZM208 111V112H207ZM244 111V110H243ZM63 112H65V115H64V113ZM128 112V113H127ZM205 112H207V113H205ZM67 113V114H66ZM75 113H77L76 115H75ZM117 113H118V115H117ZM181 113V114H180ZM122 114V115H121ZM126 114H127V116L128 115H130V117H133V119L132 120H130L127 116H126ZM139 114V115H138ZM208 114V115H207ZM116 116V118H115V116ZM119 115H121V117H119ZM126 117H125V116ZM133 115V116H132ZM25 116H28V114H26ZM64 116V118H66V120L64 119V122H63V117ZM71 116H73L74 118H76V120L72 117L71 118ZM76 116V117H75ZM124 116V117H123ZM137 116V117H136ZM141 116V117H140ZM151 116H153V115H151ZM69 117V118H68ZM82 117H84V116H82ZM85 117H87V116H85ZM98 117H100V116H98ZM118 117V118H117ZM143 117V118H142ZM145 117V118H144ZM62 118V119H61ZM69 120H68V119ZM112 118H114L115 119V121H114V119H112ZM125 118V119H124ZM128 118V119H127ZM134 118H136L135 120H134ZM139 118H140V120H139ZM148 118V119H147ZM208 118V119H207ZM101 119H103V118H101ZM116 119H117V121H116ZM205 119V120H204ZM238 119V118H237ZM61 120H62V122L63 123H61ZM146 120L148 121V122H146ZM66 121V122H65ZM68 121H70L71 122V124L68 122ZM72 121H73V123H72ZM75 121V122H74ZM119 121V123H117ZM123 121V122H122ZM124 121H125V124H124ZM128 121V122H127ZM132 121H134V122H132ZM139 121V122H138ZM140 121H142V122H140ZM208 123H206V122ZM223 121V122H222ZM59 122V123H58ZM120 122H122V123H120ZM133 123V125L135 126V124L136 123H138L140 126H138V124L135 126V128L137 127L138 129H136V131H135V129H133V131H132V129H130V127H132L133 128V126H132V123ZM136 122V123H135ZM192 122L193 121H191V123L190 124H192ZM220 122H221V124H220ZM61 123V124H60ZM141 123H143V124H141ZM179 123V124H180ZM195 123H197V121L195 122L194 121V124ZM224 123V124H223ZM64 124H66L65 126H63ZM71 126H70V125ZM76 124H78V127H77V125ZM87 124V126H85ZM128 124H129V126H128ZM151 124H152V128H151ZM91 125V126H90ZM120 125V126H119ZM125 127H124V126ZM71 127V128H73L72 130L70 129V130H67L65 127ZM74 126H76V127H74ZM111 126H113V127H111ZM115 126H116V128H115ZM121 126H122V128H121ZM143 127V128H141L142 129V131H141V129L139 128V127ZM248 125H246V124H244V125H242V128H243V130L242 131H244L245 132V130H244V128L245 127H247ZM249 126H251V125H249ZM254 126V125H253ZM98 129H97V128ZM107 127V126H106ZM107 127V128H108ZM124 127V128H123ZM128 127H129V130H130V132L129 133H127L126 132V129L128 130ZM149 127V128H148ZM252 127V126H251ZM77 128H87V129H92V130H80V129H77ZM95 128L97 129L96 131H95V133L93 134V131L95 130ZM115 128V129H114ZM121 128V129H120ZM146 129V133H145V136H143L144 135V133H143V131L145 132V130H143V129ZM157 128V127H156ZM155 128V129H156ZM180 128V127H179ZM177 129V131H176V134H174V132H171V135L173 136V143H174V145L172 146V148H169V149H167L166 147V149L165 148H155L157 151H159V152H157L158 153V156H154L155 157V159H158V158H160V159H162V156H163V158H164V161L167 159V155L171 152V151H174V150H177V151H181V150H184V151H188L189 150V148H190V146H189V144H188V142H187V140H188V136H189V134L188 133H186V132H183L182 131V129L180 130V129ZM255 128H256V126H255ZM115 131H114V130ZM151 129H153V130H151ZM101 130V131H100ZM128 130V131H129ZM148 130H150L149 132H148ZM180 130V131H179ZM208 130V131H207ZM91 131H92V134H93V136L94 135H104V137H100V138H98V136L95 138V137H93L92 135V137L95 139V142L94 143H98V146H97V144H93V140L91 139V137L89 136V134H91ZM98 131V132H97ZM104 131V132H103ZM140 131V132H139ZM157 132V135L158 136H161L160 138H161V140H160V138L158 137H156L155 136V142H156V139H157V142L158 143H160V142H164L165 140H166V135L165 136H163L164 135V133H161L160 135H159V133L160 132H162L161 130H154V132ZM160 131V132H159ZM181 131H182V133H184V134H180L179 135V133H181ZM123 132V133H122ZM132 132H136V134H134V133H132ZM142 132V133H141ZM217 132V133H216ZM148 133H149V136H148ZM186 133V134H185ZM215 133V134H214ZM219 133V134H218ZM257 133V132H256ZM75 134V135H74ZM112 134H114V136H110V135H112ZM117 134V135H116ZM146 134H147V138H149V139H147V138H145L146 137ZM155 134V135H154ZM210 134V135H209ZM211 134H213V135H211ZM219 136H218V135ZM239 134H242V132H240ZM134 135V136H133ZM136 135V136H135ZM175 135V136H174ZM258 135V134H257ZM70 136H71V138H70ZM107 136H109L111 139H109V137L107 138ZM118 136V137H117ZM185 138H184V137ZM209 136H210V138H209ZM217 137V139H215L216 137ZM115 137V138H114ZM134 137V138H133ZM136 137V138H135ZM138 137V138H137ZM213 137V138H212ZM258 137V136H257ZM113 138H114V143H113V141L111 142L110 140H113ZM117 138V139H116ZM144 138L146 139V141L144 142ZM152 138H154V137H152ZM178 138H180V140L182 141V143H181V141L178 139ZM96 139H98L97 141H99V142H96ZM137 139V140H136ZM143 141H142V140ZM159 139V140H158ZM184 139H186V140H184ZM210 139H213V141L215 140V142H214V144H213V142L211 143V142H209L210 141ZM90 140H92V143H91V141ZM116 140H119V141H117L116 142ZM136 140V141H135ZM140 140V141H139ZM149 141V143H148V141ZM180 141V143L179 144H176V142L177 141ZM184 140V141H183ZM150 141H152L151 143H150ZM160 141V142H159ZM176 141V142H175ZM186 141V143H183V142H185ZM222 141V142H221ZM236 141H238V140H236ZM236 141H235V143H236ZM248 141H250V140H248ZM123 142H124V144H123ZM133 142V143H132ZM142 142V143H141ZM154 142V143H155ZM220 142V143H219ZM91 143V144H90ZM112 143V144H111ZM119 143L121 144V145H126L127 146V148H125V147H123L124 148V150L123 149H121V145L120 146H117V144L119 145ZM140 143V144H139ZM145 143H147L148 145L146 146V144ZM210 143V144H209ZM224 143H225V145H224ZM237 143H239V142H237ZM241 143V142H240ZM69 144V145H68ZM72 144V145H71ZM101 146H100V145ZM109 144H111V145H114V144H116V145H114V147L113 146H109ZM141 144H145V146H143V145H141ZM180 144H182V145H180ZM185 144V145H184ZM188 144V145H187ZM211 144H212V146L213 147H216L215 149L217 150H215L213 147H211ZM216 144V145H215ZM222 146H221V145ZM71 145V146H70ZM95 147L94 149H92L93 147ZM143 146V147H141V146ZM67 146V147H66ZM88 146V147H87ZM90 146V147H89ZM137 147V148H134V147ZM183 146V147H182ZM185 146V147H184ZM220 146V147H219ZM69 147V148H68ZM71 147V148H70ZM98 147H99V149H98ZM104 148L106 151H104L103 149H101V152H100V148ZM113 147V148H112ZM118 147H120V149H118ZM141 147V148H140ZM148 147V148H147ZM177 147V148H176ZM189 147V148H188ZM218 147V148H217ZM90 148V149H89ZM110 148H112V149H114L113 150V153H111V152H109V151H111L112 149H110ZM117 150H116V149ZM145 148V149H144ZM181 148V149H180ZM184 148H186V149H184ZM242 148H244V147H242ZM241 148V149H242ZM86 149H88V151L89 152H87V150ZM91 149L92 150H94L95 151V149H97L95 152H97V154H92V153H95V152H93V151H91ZM126 149H127V151H126ZM134 149H141L140 150V152H138V150H135L134 151ZM159 149V150H158ZM163 149V150H162ZM230 149H231V151H230ZM246 149V148H245ZM245 149H243L244 151H245ZM102 150L104 151V152H108V153H104L103 152V154L104 155H101L102 154ZM122 151V152H119V151ZM145 150V151H144ZM166 150H167V152H166ZM195 150V148L194 147H191V149L189 150V151H194ZM224 150V149H223ZM225 150H226V148H225ZM242 150V151H243ZM75 151H77V154H76V152ZM147 151V153H145ZM227 151V150H226ZM67 152V153H66ZM85 152H86V154H88V156H83V155H85ZM114 152H115V156H112V154L114 155ZM118 152L119 153H121V154H123V156L122 155H119L118 154ZM138 152V154H140V155H142L141 156V160H140V158H139V156H138V158H137V156L136 155H138V154H136V153ZM142 152V153H141ZM156 152V151H155ZM222 152V151H221ZM56 153V154H55ZM61 153V154H60ZM78 153H81V154H79L78 155ZM89 153H90V156H89ZM101 153V154H100ZM125 153H127V154H125ZM166 153V154H165ZM168 153V154H167ZM218 153V154H219ZM99 154V155H98ZM105 154H106V157L108 156V159L106 158V157H104V158H106V161H104L105 159H103V156H105ZM109 154H111V155H109ZM124 154L125 155H128L127 156V158L125 159L124 158ZM146 155V157H145V155ZM160 154V155H159ZM164 154V155H163ZM58 155V156H57ZM94 155H98V157L96 156V157H92V156H94ZM117 155H119L118 157H117ZM143 155H144V157H143ZM157 155V154H156ZM53 156V157H52ZM63 156H64V158H63ZM80 158H79V157ZM213 156V157H212ZM211 156V159L212 160H216V159H214V156L215 155H212ZM218 156H220V154L218 155ZM227 156V155H226ZM226 156H224V158L223 159H225V157ZM61 157V158H60ZM82 157V158H81ZM84 157V158H83ZM100 157H102V158H100ZM117 157V158H116ZM150 157V158H149ZM59 158H60V160H59ZM97 158V159H96ZM129 158V159H128ZM143 158H144V160H143ZM147 158V159H146ZM148 158H149V160H148ZM205 158H206V156H205ZM208 158V157H207ZM215 158H217L216 156H215ZM222 158V157H221ZM54 159V160H53ZM93 159H96V160H93ZM116 159H119V161L121 162V161H123L124 159L126 160V162L124 163V165L122 164L121 165V163L119 162V161H117ZM222 159V160H223ZM226 159H228V160H232V157H231V155H228L227 157H226ZM225 159V160H226ZM48 160V161H47ZM52 160V162H50L51 163V165H50V168H48V165H49V161H51ZM100 160H102V161H100ZM107 160H109L110 162H108ZM124 160V161H125ZM44 162V161H46V162H44V164H42L41 165V162ZM61 161V162H60ZM84 161V162H83ZM92 161V162H91ZM95 161V163L93 164V162ZM104 161V162H103ZM113 161V162H112ZM141 161H142V163H141ZM57 162H59V163H57ZM107 162L109 163V164H107ZM55 163V164H54ZM98 163H100V164H97ZM102 163V164H101ZM112 163V164H111ZM114 163V164H113ZM123 163V162H122ZM146 163L148 164V165H146ZM54 164V165H53ZM60 164V165H59ZM90 164V165H89ZM97 165V166H94V165ZM118 164H120V166L118 167ZM140 164V165H139ZM40 165H41V168L43 169V171H42V169H40ZM78 165H79V167H78ZM101 165V166H100ZM104 165V172L102 171L103 170V168H102V166ZM109 165V166H108ZM146 165V166H145ZM180 166H181V164H179ZM234 166H238V163L237 162H235L234 161V164H233ZM46 166V167H45ZM90 166V167H89ZM91 166L92 167H97V168H91ZM112 166V167H111ZM153 166V167H152ZM215 166H217V165H215ZM214 166V167H215ZM73 167V168H72ZM74 167L76 168V170L74 169ZM99 167H101L99 170H97ZM109 169V170H107V168ZM126 167V166H125ZM142 167V168H141ZM150 168L151 170L150 171H147V168ZM218 168H219V166H217ZM61 168V169H62ZM68 168V169H67ZM79 168V169H78ZM83 168V169H84ZM89 168V169H88ZM90 168H91V171H90ZM39 169L41 170V172L39 171ZM48 169V170H47ZM84 169V170H85ZM96 169V170H95ZM120 169V170H121ZM125 169V171H126V168H124ZM128 169V168H127ZM145 169V170H144ZM214 169V171L216 172V171H218V169H216V168H213ZM70 170V171H69ZM79 170V171H78ZM120 170H119V172H120ZM149 170V169H148ZM121 171H123V170H121ZM124 171V172H125ZM135 171H137V172H135ZM147 171V172H146ZM39 172V173H38ZM45 172V173H46ZM79 172V173H78ZM109 172V173H108ZM110 172H112L111 174H112V177H116V178H114V179H116V180H112V177L110 176L111 174H110ZM124 172H122V173H124ZM139 172V173H138ZM83 174L85 173L84 171L82 172ZM82 173H81V175H82ZM217 173V172H216ZM38 174H39V178H37L38 177ZM108 174H110V175H108ZM136 174H138V175H136ZM80 175V174H79ZM114 175V176H113ZM118 175H120V173L118 174L117 173V176ZM109 176V178H107ZM120 177V176H119ZM118 177V178H119ZM140 177V178H139ZM111 178V179H110ZM108 179V180H107ZM137 181L135 182V184H137ZM35 185V186H34ZM139 185V184H138ZM36 187V188H35ZM38 187V188H37ZM141 189H142V187H141ZM39 190V191H38ZM35 191V192H34ZM36 192H38V193H36ZM30 193V194H29ZM31 193H32V196H33V194L35 193V195L32 197L31 196ZM137 193L138 194H141V192H139V191H137ZM202 193V191H200L199 192V196H204V193L203 194H201ZM37 196H40L39 198L37 197ZM141 196H143V194L141 195ZM140 196V197H141ZM35 197V198H34ZM36 197H37V199H36ZM30 199V200H29ZM43 199H44V201H43ZM26 200V201H25ZM28 200V201H27ZM33 200V201H32ZM30 201H31V203H30ZM40 201V202H39ZM26 202H27V204H26ZM29 202V203H28ZM38 203V204H37ZM45 203V204H44ZM84 204V203H83ZM83 204H81V206H79L78 207V209H79V211L77 212L78 213V215H76L77 217H80V219H79V221H77V223H79L80 224V227L81 228H83V229H85V230H87V231H90L92 228H91V223H88L87 221L90 219V218H92V221L94 220V222L96 221V220H98V216H100L101 215V210H100V208H99V206H96V208H95V206H93V205H83ZM31 205V206H30ZM32 206H34L33 208H35V206H36V208L35 209H33L32 208ZM41 206H42V208H41ZM83 206V207H82ZM25 207V208H24ZM45 207H46V209H45ZM86 207H87V209H86ZM89 207H91V208H89ZM32 208V209H31ZM44 208V209H43ZM81 208H83V210L81 209ZM36 209H38V210H36ZM39 209H43V210H40L39 211ZM86 209V210H85ZM34 210V211H33ZM36 210V211H35ZM45 210H46V213H45ZM47 210H48V214H47ZM90 210V211H89ZM23 211V212H22ZM31 212V215L33 216V214H34V219H31L30 218V212ZM83 211H87L86 213L87 214H85V213H83L82 212V214H80L81 212ZM15 212H16V214H15ZM28 212V213H27ZM35 212V213H34ZM39 214H38V213ZM41 212V213H40ZM80 212V213H79ZM18 213V214H17ZM21 213V214H20ZM33 213V214H32ZM45 213V214H44ZM25 214H26V216H29V218L28 217H26L25 216ZM38 214V215H37ZM13 215H14V217H13ZM21 215H23V216H21ZM44 215H45V217H47V218H45L44 217ZM48 215V216H47ZM80 215V216H79ZM83 215V216H82ZM86 215H89L88 217L86 216ZM24 216L27 218H24ZM31 216V217H32ZM37 216V217H36ZM42 217V219L44 220H42L41 219V217ZM81 216H82V218H81ZM12 217L14 218V219H12ZM32 217V218H33ZM36 217V218H35ZM22 218V219H21ZM48 218L50 219V221L48 220ZM84 218V219H83ZM11 219V220H10ZM15 219H17V220H15ZM21 219V220H20ZM31 220V222H30V220ZM37 219V220H36ZM23 220H24V223H23ZM35 220V221H34ZM40 220H42L41 222H40ZM82 220V221H81ZM85 220V221H84ZM146 220V219H145ZM145 220H144V224H145V226L143 225V226H141V227H139V229L137 228V227H135V228H128L130 231H132V232H134L133 234H135L136 232L138 233L139 231H141V229H143V228H145V229H147L148 228V226H149V224L148 223H150V221L148 220V221H146V222H148V223H146L145 222ZM36 221H38V222H36ZM52 221V222H51ZM22 222V223H21ZM27 222V223H26ZM33 222V223H32ZM36 223H39V224H36ZM141 224V223H140ZM30 225V226H29ZM52 225V224H51ZM28 226V227H27ZM36 228H34V227ZM29 228V229H28ZM51 228H52V226H51ZM13 229V230H12ZM26 229H27V232H26ZM42 229V227H41V225H40V228H38L37 229V232L39 231V230H41ZM139 231H138V230ZM17 230H18V232H17ZM14 231H16L17 233H19V234H17L16 236H15V238H14V236H12L13 235V233H14ZM6 232V233H5ZM10 232V233H9ZM27 233V235H26V233ZM51 232L52 233H54V229L52 228L51 229ZM131 232V233H132ZM8 233V234H7ZM35 232H34V235L33 236H31V243L33 242V241H35V240H38V239H36V236H35ZM7 235V236H6ZM9 235H11V236H9ZM15 235V234H14ZM27 236V237H26ZM33 237V238H32ZM10 238V239H9ZM35 238V239H34ZM37 238H39V237H37ZM15 239V240H16ZM33 240V241H32ZM17 241V240H16ZM3 243V244H2ZM26 252V253H25ZM7 253L9 254V255H7ZM13 255V252L11 251V250H9V251H6L4 254H3V256L5 257V258H8V257H11V256Z\"/></svg>", "mask_w": 264, "mask_h": 264}]
</instances>
